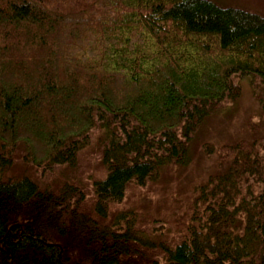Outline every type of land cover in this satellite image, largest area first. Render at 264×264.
<instances>
[{
	"label": "trees",
	"instance_id": "1",
	"mask_svg": "<svg viewBox=\"0 0 264 264\" xmlns=\"http://www.w3.org/2000/svg\"><path fill=\"white\" fill-rule=\"evenodd\" d=\"M247 77L264 120V14L0 0V264H264V137L201 134ZM199 157L180 217L133 201Z\"/></svg>",
	"mask_w": 264,
	"mask_h": 264
},
{
	"label": "rangeland",
	"instance_id": "2",
	"mask_svg": "<svg viewBox=\"0 0 264 264\" xmlns=\"http://www.w3.org/2000/svg\"><path fill=\"white\" fill-rule=\"evenodd\" d=\"M220 5H232L244 8L246 10L264 14V0H214ZM251 78L240 79L239 85L241 86V96L239 100L233 105L221 111V114L213 116L208 122H206L202 128L201 134L204 138L212 140L215 145L228 140H236L240 136L244 135L245 138H261L264 137V120L260 115V107L253 92V86L250 81ZM237 80V79H236ZM250 126V128L248 127ZM200 138H202L200 136ZM96 159L93 156L92 157ZM92 161V160H91ZM210 164L207 161L201 160L199 157L196 163L190 166L188 169L178 172H173L166 178L164 182H160L158 185L147 186L141 190L135 191V202H142L144 205L153 207H160V213L162 215H171L173 218L180 217L182 207L185 205V199L190 194V188L192 184L203 179L206 175L204 171L205 166ZM97 169L96 166H92ZM153 187L155 191H153ZM181 190L179 195L181 196V208H179L178 202L169 204L167 199L160 200L161 197L167 195L169 192ZM183 192V193H182ZM163 193V195H161ZM153 200V201H152ZM127 206L126 203L121 205Z\"/></svg>",
	"mask_w": 264,
	"mask_h": 264
}]
</instances>
